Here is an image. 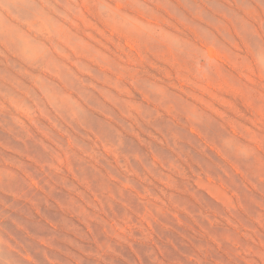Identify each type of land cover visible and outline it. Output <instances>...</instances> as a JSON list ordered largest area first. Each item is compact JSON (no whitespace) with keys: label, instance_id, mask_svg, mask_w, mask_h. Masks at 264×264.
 <instances>
[{"label":"rangeland","instance_id":"rangeland-1","mask_svg":"<svg viewBox=\"0 0 264 264\" xmlns=\"http://www.w3.org/2000/svg\"><path fill=\"white\" fill-rule=\"evenodd\" d=\"M169 2L0 0V264H264L261 0Z\"/></svg>","mask_w":264,"mask_h":264},{"label":"clouds","instance_id":"clouds-1","mask_svg":"<svg viewBox=\"0 0 264 264\" xmlns=\"http://www.w3.org/2000/svg\"><path fill=\"white\" fill-rule=\"evenodd\" d=\"M249 11L254 7L246 6ZM260 14L264 16V0H261ZM111 14L108 16L110 23L122 21L125 17L138 19L141 23L151 27H165L168 15H184L181 9L177 8L169 0H111ZM171 31V28L168 29Z\"/></svg>","mask_w":264,"mask_h":264}]
</instances>
